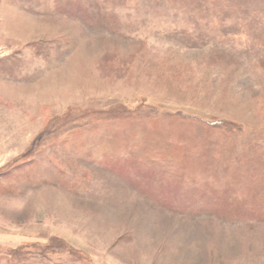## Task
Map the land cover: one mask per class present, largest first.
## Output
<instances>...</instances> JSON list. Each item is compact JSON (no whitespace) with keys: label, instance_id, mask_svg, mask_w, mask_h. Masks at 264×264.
Here are the masks:
<instances>
[{"label":"rangeland","instance_id":"obj_1","mask_svg":"<svg viewBox=\"0 0 264 264\" xmlns=\"http://www.w3.org/2000/svg\"><path fill=\"white\" fill-rule=\"evenodd\" d=\"M43 154L70 189L14 180ZM262 170L264 0H0V264H264Z\"/></svg>","mask_w":264,"mask_h":264},{"label":"trees","instance_id":"obj_2","mask_svg":"<svg viewBox=\"0 0 264 264\" xmlns=\"http://www.w3.org/2000/svg\"><path fill=\"white\" fill-rule=\"evenodd\" d=\"M177 116H179L181 118H184V116L181 115V114H178ZM186 119H189V118H186ZM195 121L199 122L198 123L199 125H198V127H196V131L194 132V135L196 134V136L198 138H202V139H204L203 136L205 134H207L209 136L210 135L212 136V134H211L212 131L211 130H215V129H217L218 127H220L223 124L221 122L216 123L215 121H211L210 123L209 122L207 123V122H204V121H200L199 119H197ZM197 128H199V131H197ZM160 135H161L160 132H158L157 137L159 139V145H161V146L157 147V153L156 154H157V156H159V159H157L156 162L162 161L163 163H165L166 162L165 161L166 157H169L167 155H169V154L170 155H174V154L181 153V152H179V150H178V147H179L178 143L179 142H176L175 140H174L175 142L171 141L172 138L170 136H167V134L163 133L161 135V137H160ZM150 136L152 137V135H150ZM222 136L224 137V139H227L226 135L222 134ZM153 138H154V135H153ZM201 144L202 143H199V142L195 143L194 144V145H196L195 147H191V149H188L187 152H185L186 155L188 156L190 162L191 161L192 162L193 161L197 162V161L200 160V157L199 156H195L194 152L192 153V151H195L196 149H198V147H202L204 149H208V147L205 148V146L204 147L203 146H199ZM181 147H184V145H181ZM113 150H118V149H113ZM163 150H164V152L167 151V153L166 154L165 153L162 154L161 152ZM234 150H235V147H234V144H233L230 147L231 153H232V151L234 153ZM37 151H38V148H34L32 151H30V153H34L35 154ZM115 152L117 154V151H115ZM115 152H113V154H115ZM38 153H40V152H38ZM161 156H164V159H161L162 158ZM39 158L40 159L30 160L29 163L27 164V166H29L31 168L29 177L24 176L25 173L22 171L24 167H19V169L15 168V169L12 170L13 171V175L12 176L13 177L15 176L14 173H19L18 175L19 176L21 175L22 178L21 179H20V177H17L16 179H14L15 177L14 178L12 177V178L15 181H20L21 183L26 182V181L29 184H34V185H41V184L47 183V184H52V185H55V186H58V187L70 189V183H69L68 175L66 174V172L63 171V168H61L59 166V164H57L56 160L54 158L49 157L46 154H43V155L39 156ZM231 158H232L231 156H230V158L229 157L228 158L221 157V159H219L218 161H215L216 159L211 158L212 164L217 166L216 168H213L212 170H215V171L217 170V172H219L218 177H219V175L221 173L220 177H222L224 179L226 178L225 177L226 176L225 175V170L228 171V169H225V170L224 169H218V165H221V166L227 165V168H229L228 164L231 162ZM234 159H235V157H234ZM42 160H45V163H48V167H45L44 172H42V170H41L42 167H43V161ZM180 160H181V157H180ZM196 162H195V164H196ZM107 163L110 165V167L112 169L121 172V171L124 170L123 166L127 162L122 161V159H120L119 157H114V159L111 157L109 160H107ZM195 164H191L190 165V166L193 167V170H194L193 172H190V173H188V171H186V168H183V167L176 168V175L175 176L177 178H179V179H186V180H189V181H193L194 180V182H193V184L195 185L194 188L196 189V191H201L202 192L203 191V187H201L200 184H197V182L200 181V179H203L200 176H202L204 173L207 174L208 176L210 175L209 173L212 172V171H210L211 170L210 169L211 166L209 168V171L207 169L206 172H205V170L203 168L204 164L201 161L198 163V165H195ZM44 166H46V164ZM34 167H38L37 171L35 173H33V168ZM200 168L203 169L202 172L199 170ZM137 170H141V172H142L143 171V167H138ZM259 170H261V169H259ZM195 171H196V173H195ZM129 174L133 178L131 183L134 185V187L136 186V188L138 190H140L142 192V194L149 195L148 193H150L151 194L150 197L152 196V197L155 198L156 195H154V194L157 193V191H160L156 184L154 185V183H149V184H151V186H154V188L153 187H149L150 186L149 184L147 186H145L144 183L142 182V180L138 178V176L132 174L131 171H129ZM262 174L264 175V171L263 170L261 171L260 175H262ZM211 176L212 175H210V177ZM207 177H204V179H207ZM134 179H136V180L134 181ZM224 179H221V180H224ZM251 181L252 180L250 179V176L248 174L245 182H248V184L250 185ZM234 182H236L234 179L231 180V183H234ZM238 187H240V186H238ZM210 188H212V187H210ZM210 188H209V190H210ZM246 188H248V186L245 187V192H246ZM204 192H206V190H204ZM231 194H232L231 192H228V194H225V195L231 196ZM168 195H173V194H168ZM229 196H226V197H229ZM230 201H233V199H231ZM259 201L257 199H255V198H251L250 196H247V197L243 196V199L241 200V202L245 204V206H246L245 208H246L247 211L251 210L252 207H253L252 205H255L256 203H259ZM174 202H175V200H174ZM248 204H251V206L250 205L248 206Z\"/></svg>","mask_w":264,"mask_h":264}]
</instances>
